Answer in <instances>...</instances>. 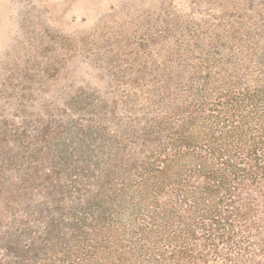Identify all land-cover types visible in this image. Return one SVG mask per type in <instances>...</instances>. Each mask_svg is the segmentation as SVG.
Segmentation results:
<instances>
[{
  "label": "rangeland",
  "instance_id": "rangeland-1",
  "mask_svg": "<svg viewBox=\"0 0 264 264\" xmlns=\"http://www.w3.org/2000/svg\"><path fill=\"white\" fill-rule=\"evenodd\" d=\"M263 74L264 0H0V264L202 253L178 203L199 164L173 144L190 129L200 152L202 106Z\"/></svg>",
  "mask_w": 264,
  "mask_h": 264
},
{
  "label": "trees",
  "instance_id": "trees-1",
  "mask_svg": "<svg viewBox=\"0 0 264 264\" xmlns=\"http://www.w3.org/2000/svg\"><path fill=\"white\" fill-rule=\"evenodd\" d=\"M251 76L254 85L245 86L241 77L234 85H225L215 103L202 106L200 123L192 119V129H201L200 152L190 129L181 138L183 151L178 142L173 144L174 159L169 163L186 157L199 164L190 170L178 203L184 213L200 215L204 241L203 252L198 255L191 249L195 245L189 244L172 251L168 259L175 264H195L197 259L207 262L208 243L217 238L229 247L238 245L232 238L237 231L246 240L243 254L228 253L225 260L231 264H264V74ZM162 174L158 171L156 177ZM187 228L185 236L195 240V231ZM213 252L220 254L216 246Z\"/></svg>",
  "mask_w": 264,
  "mask_h": 264
}]
</instances>
